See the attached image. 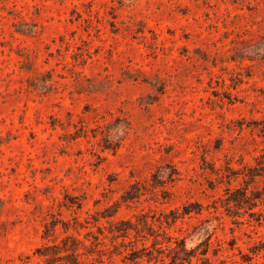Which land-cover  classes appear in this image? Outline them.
Listing matches in <instances>:
<instances>
[{"label": "rangeland", "instance_id": "1", "mask_svg": "<svg viewBox=\"0 0 264 264\" xmlns=\"http://www.w3.org/2000/svg\"><path fill=\"white\" fill-rule=\"evenodd\" d=\"M262 163L264 0H0V264H264Z\"/></svg>", "mask_w": 264, "mask_h": 264}, {"label": "trees", "instance_id": "2", "mask_svg": "<svg viewBox=\"0 0 264 264\" xmlns=\"http://www.w3.org/2000/svg\"><path fill=\"white\" fill-rule=\"evenodd\" d=\"M260 167H251L248 169L246 177L250 179H254L256 176H260L264 180V163L259 164ZM168 178H172L173 174H169ZM170 178V179H171ZM252 181V180H251ZM249 184L245 188H232L231 182H229V186L226 189V196L222 199L224 206L226 209L231 212L233 209H241V208H250L257 206V202L260 201L264 204V196L263 194H258L257 196H250L248 194ZM138 192V186L132 185V187L127 190L122 195L123 201H128L136 197V193ZM119 208V205L114 204L106 214V216L112 217L115 215ZM203 210V206L200 203H190L185 204L183 206V211L181 212L182 215L191 214L192 212L201 213ZM126 233L128 232V228H126ZM174 240L175 245H168L167 248L160 250V259L157 260V264H214L213 261L208 257L209 253V244L205 242L199 243L195 248H188L186 244L185 238H168V242L172 243L171 241ZM144 250H148L147 247H144ZM66 258V259H65ZM69 256L60 257V260H67ZM135 257L134 259H137ZM152 259V258H150ZM150 261V260H149ZM48 264H54L48 260ZM64 264V263H60ZM65 264H80L79 261L76 259L67 260Z\"/></svg>", "mask_w": 264, "mask_h": 264}]
</instances>
